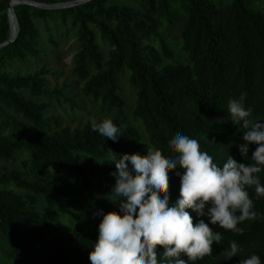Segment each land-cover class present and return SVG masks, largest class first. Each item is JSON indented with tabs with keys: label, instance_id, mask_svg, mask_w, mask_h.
<instances>
[{
	"label": "trees",
	"instance_id": "16d2710c",
	"mask_svg": "<svg viewBox=\"0 0 264 264\" xmlns=\"http://www.w3.org/2000/svg\"><path fill=\"white\" fill-rule=\"evenodd\" d=\"M106 1L113 2L92 0L56 11L17 6L18 37L0 50V68L9 60L36 58L38 36L33 20L49 24L57 18L64 22L72 19L79 27L74 72L85 82L83 94L103 113H117L112 120L122 134L118 141H112L93 131L91 124L72 130L62 128L57 118L46 120L45 105L37 106L19 94L25 91L35 99L57 97L45 89L47 80L42 75L10 78L0 70V114L13 111L37 129L9 139L0 127V163L12 164L27 155L29 159L21 163L38 178L53 172L48 182L28 181L19 170L0 174V238L15 264H91L88 257L99 235L98 226L67 228L54 219L59 209L66 208L119 210V202L112 204L102 197L110 199L116 182L111 175L116 166L106 153L109 149L117 156L146 155L147 148L153 147L169 157L168 144L184 133L196 139L201 151L210 154L219 166L229 155L250 163L256 150L253 144L246 157L240 155L239 145L248 127L244 121L235 124L231 120L227 105L229 99L246 92L245 107L253 110L247 120L264 119V0H229L218 5L209 0H130L142 7L139 11L117 6L107 9ZM7 9V3L2 4L0 13ZM182 13L185 20L180 40L187 63L176 62L173 49L163 42L160 51L142 45L156 37L162 27L175 23ZM98 32L109 47L107 61ZM10 39V20L6 18L0 26V45ZM125 69L137 90L133 115L142 122L145 134L126 121L127 104L118 83ZM51 130L57 131L56 136L45 138V132ZM258 175L264 184V170ZM169 185L174 202L180 193V178L174 171L169 173ZM246 190L253 199L255 217L237 225L243 233L210 225L214 232L223 233L221 242L213 243L211 254L187 264H239L240 259L253 254L264 264V197H256L254 186ZM38 197L46 202V217L34 209ZM189 212L194 223L200 218L207 222V217ZM232 240L241 251L228 260L222 253ZM182 258L187 260L183 254Z\"/></svg>",
	"mask_w": 264,
	"mask_h": 264
},
{
	"label": "clouds",
	"instance_id": "9594fccd",
	"mask_svg": "<svg viewBox=\"0 0 264 264\" xmlns=\"http://www.w3.org/2000/svg\"><path fill=\"white\" fill-rule=\"evenodd\" d=\"M246 98L247 93L242 92L239 98L228 101L227 111L235 124H247L252 114V108L245 107ZM91 123L102 137L118 141L122 136L121 127L110 118ZM242 139L245 143L239 150L244 157L251 145L257 146L251 162H238L229 155L222 166L184 133L168 144L169 157L153 147L147 148L146 155L117 156L109 149L106 153L117 169L111 173L116 182L109 198L119 202V210L94 212V217L102 219L88 257L91 264H187L211 254L213 243L221 242L223 233L214 232L210 225L242 234L237 225L255 217L247 187L254 186L256 197H264V184L258 175L264 170V123H253ZM171 171L180 178V193L174 202L169 192ZM189 209L198 218L207 217V222L200 218L194 223ZM240 251L232 240L222 254L231 260ZM239 264L262 261L253 254L240 259Z\"/></svg>",
	"mask_w": 264,
	"mask_h": 264
},
{
	"label": "rangeland",
	"instance_id": "374dc122",
	"mask_svg": "<svg viewBox=\"0 0 264 264\" xmlns=\"http://www.w3.org/2000/svg\"><path fill=\"white\" fill-rule=\"evenodd\" d=\"M13 0H0V6L4 3L12 2ZM41 1V0H40ZM54 5L48 6H62L79 3L83 0H50ZM214 4H226L229 0H209ZM33 2V1H32ZM38 3V2H36ZM42 4V3H39ZM45 5V4H43ZM111 6H117L119 9L130 8L134 11L142 9L140 5L130 0H113V2L106 1L105 7L109 9ZM9 19V6L6 11L0 13V26L4 19ZM10 20V19H9ZM185 13H182L180 18L172 25L164 26L158 31V35L149 41L142 43L143 46L149 49H156L160 51L161 43L167 44L173 49L176 62L187 63L188 58L182 50L181 32L184 25ZM11 22V21H10ZM34 27L37 31V45L36 50L38 55L36 58H29L25 61L9 60L3 67L0 68L1 73L10 78H28L30 76L42 75L47 84L45 89L58 94L57 97L50 99H35L27 92L23 91L19 95L24 97L27 101L32 102L37 106H46V114L44 118H57L62 128L68 127L72 130L82 129L91 124L92 121H100L103 119H114L118 117L117 113L108 114L103 113L97 104L90 102L83 94L85 82L82 81L77 74H75L74 58L78 52V29L79 27L73 25V20L68 19L66 22L63 19H54L49 24H44L42 20L34 19ZM12 36V35H11ZM98 40L102 47V53L105 61L108 60L109 47L102 42L98 32ZM91 74L96 71L94 68L90 69ZM118 83L120 87V95L124 98L126 109V121L128 126L135 127L139 132L145 134L143 124L140 120L134 118V110L137 103V90L130 83V73L124 70L119 74ZM257 121L264 123V119L247 120L245 124L248 128ZM20 122L25 125L21 126ZM0 127L2 128V135L9 139H15L21 136L24 132H35L37 129L31 124L27 123L21 115L15 114L13 111L6 110L0 114ZM57 131L45 132V138H52L56 136ZM241 143H245L243 139ZM239 153L244 157L240 150ZM249 153V152H248ZM29 159L27 155H22L20 160L12 164L0 163V174H5L12 170H19L23 172L25 179L28 181H44L48 182L53 178L52 170L48 171L47 176L42 179L38 178L30 169H25L22 165V160ZM10 189L16 190L14 186ZM26 195L25 192H21ZM112 204L117 202L112 201L102 196ZM47 205L42 197H38L34 209L46 217ZM96 211H83L80 209H59L58 215L54 219L56 224L71 228L74 226L83 229H94L99 225L102 217H94ZM7 246L5 240L0 238V264H15L7 254Z\"/></svg>",
	"mask_w": 264,
	"mask_h": 264
},
{
	"label": "water",
	"instance_id": "95a60500",
	"mask_svg": "<svg viewBox=\"0 0 264 264\" xmlns=\"http://www.w3.org/2000/svg\"><path fill=\"white\" fill-rule=\"evenodd\" d=\"M92 0H83L79 3H75V4H70V5H60V6H48V5H43V4H39L36 2H32V1H28V0H13L12 2L8 3L9 6V19H10V26L12 24V21H14V23L17 26V29L14 33V35L11 36V39L9 41H7L4 44L0 45V50L3 49L4 47L8 46L9 44L13 43L17 37H18V32H19V25H18V20H17V16L15 14V9L11 8V4L14 3L16 4V6H20V5H27L30 7H34V8H39V9H43V10H52V11H56V10H63V9H69V8H74L80 5H84L88 2H90Z\"/></svg>",
	"mask_w": 264,
	"mask_h": 264
},
{
	"label": "bare ground",
	"instance_id": "6f19581e",
	"mask_svg": "<svg viewBox=\"0 0 264 264\" xmlns=\"http://www.w3.org/2000/svg\"><path fill=\"white\" fill-rule=\"evenodd\" d=\"M15 7H17L16 4L12 3L11 4V8L15 9ZM16 29H17V26L14 23V21H12V24H11V35H14Z\"/></svg>",
	"mask_w": 264,
	"mask_h": 264
}]
</instances>
